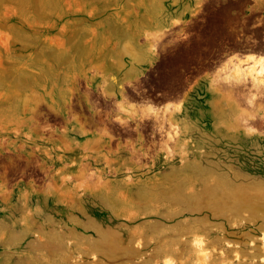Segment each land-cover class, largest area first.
I'll return each instance as SVG.
<instances>
[{"label": "rangeland", "instance_id": "1", "mask_svg": "<svg viewBox=\"0 0 264 264\" xmlns=\"http://www.w3.org/2000/svg\"><path fill=\"white\" fill-rule=\"evenodd\" d=\"M139 1L0 0V264H201L200 252L212 264H264V83L237 65L264 66L247 55L211 62L213 86L202 81L168 108L137 93L145 80L170 87L172 50L197 37L200 60L264 53V0H194L146 34L165 69L151 60L146 76H119L108 59L132 61L124 48L135 45L114 42L127 30L77 25L139 22ZM214 99L242 131L191 140L176 115L199 102L213 132ZM71 142L83 150L68 152Z\"/></svg>", "mask_w": 264, "mask_h": 264}, {"label": "crops", "instance_id": "2", "mask_svg": "<svg viewBox=\"0 0 264 264\" xmlns=\"http://www.w3.org/2000/svg\"><path fill=\"white\" fill-rule=\"evenodd\" d=\"M139 11H140V20L139 22L135 21H127L126 23L110 21L112 16H106L102 20L98 21H86L81 22L80 25H77L78 28L81 29H89V28H102V27H117L124 28L127 30L126 37L123 40L114 41L116 45H135L133 48V53L129 50H125V53L131 56V62L129 64H123V62H119L120 59L118 57H113L108 59V61H112L113 71L119 76H146L144 72H146L148 67H145L147 63L151 60H160L162 63V68L165 69L164 62L166 52L165 50H161L160 56H153L152 52L148 50V41L145 39L146 34L151 30L164 29L169 27L171 21L174 17L183 18L187 13L191 11L194 7V0H140ZM87 12V11H85ZM103 11H94L92 14L88 12V15H92L93 17ZM113 23V24H112ZM169 25V26H168ZM65 27H71V24L66 25ZM214 29H216L215 33H221V25L219 22H216L213 25ZM111 37V36H110ZM86 40V39H85ZM111 41V40H110ZM195 42L191 47L189 46H180L177 50H172L171 54H175L172 59V64H167L171 71V75L174 78V83L178 81H182L184 77V72L188 70L190 62L193 60L194 62L199 59V57L204 53L205 45L202 43L199 37L194 40ZM216 41V40H215ZM217 42V41H216ZM176 51V52H175ZM251 54L253 52L243 51L242 49L234 50L228 52L220 53L219 57V65L221 66L225 63L229 57L237 56L239 58H244V56ZM192 56V57H191ZM167 62V61H166ZM122 63V64H121ZM216 66V64H213ZM215 70H207L200 71L195 73L190 83H181V91L184 93L194 92L196 87L202 82L207 81L213 86V78L216 72ZM183 85V86H182ZM213 93L221 92L220 89L212 88L210 89ZM173 96H167L163 98L162 102L159 104L160 106H165L168 101L172 102ZM199 102H193V107H185L183 112L176 115V121L181 126L182 131L185 135L192 136V139L196 140H211V139H225L220 136V131H233L238 132L242 131V128L239 126L237 122V112L233 110V114L235 116L234 122L230 123L226 120L227 106L226 103L220 99H214L209 101L207 113L213 118L212 125L214 126V131H205L203 128L204 121L202 120L206 116L205 108H201L198 104ZM196 105V106H195ZM198 106V107H197ZM187 109V110H186ZM232 111V110H231ZM231 113V114H232Z\"/></svg>", "mask_w": 264, "mask_h": 264}, {"label": "flooded vegetation", "instance_id": "3", "mask_svg": "<svg viewBox=\"0 0 264 264\" xmlns=\"http://www.w3.org/2000/svg\"><path fill=\"white\" fill-rule=\"evenodd\" d=\"M260 53H262V52H260ZM201 60H200V58L198 60H196L195 62L192 60L190 62L188 70H186L184 72L183 80L178 81L176 83H173L172 85H170V87L167 86L165 89H163V88L159 89L157 87L155 88L153 85L149 84L147 80H145L142 83L144 86L139 91H137L138 95L140 97L155 98L156 102H159V103H161L163 98H165L167 96H173V97L180 96L183 93L181 91L180 82L185 83V84L190 83V81L192 80L195 73L200 72V71H204L206 68H208L210 66L211 62L215 63L219 59L218 58L210 59L209 57H204ZM63 97L66 98L67 94L64 93ZM169 103H171V102L168 101L166 103V105ZM176 104L179 105L180 103H176ZM34 114H36L35 111H34ZM158 130H160V126H159ZM123 131H124V129L122 130V132ZM67 134H68V132H66V133L64 132L63 135H67ZM47 142L54 144L56 142V139L49 137ZM66 149H68V152H81L83 150L81 146H73V142L69 143L68 146L66 147ZM65 156H67V154H65Z\"/></svg>", "mask_w": 264, "mask_h": 264}, {"label": "bare ground", "instance_id": "4", "mask_svg": "<svg viewBox=\"0 0 264 264\" xmlns=\"http://www.w3.org/2000/svg\"><path fill=\"white\" fill-rule=\"evenodd\" d=\"M154 50V49H153ZM248 54V53H247ZM249 58H252V59H256L255 60V62H259L262 66H264V53H260V52H253V53H251V54H248L247 55ZM236 56L234 55V58H235ZM240 57V56H239ZM239 57H236V59L238 58L239 59ZM246 56H244V58H245ZM244 58H242L241 57V59L239 60V62L240 61H242V59H243V61L245 60ZM232 59V58H231ZM230 59V60H231ZM237 59V60H238ZM229 60V61H230ZM234 63V62H233ZM252 69H254L252 66L250 67V68H245V67H242V66H240V64L238 63V65H237V70L240 72V74L242 73L243 74V76H244V79L245 80H247V79H251V81H253L254 82V84L255 85H261V84H263L264 83V70L263 69H261V70H258V71H253ZM247 82V81H246ZM244 83V82H243ZM264 90V89H263ZM235 92V91H234ZM250 95H252V94H250ZM170 106V103L169 104H167V106H166V108H168ZM177 107V106H176ZM150 108H152L153 110L154 109H156L154 106H152V105H150ZM175 108V107H174ZM181 107H180V105H178V107L176 108V109H180ZM169 109H171V108H169ZM158 115V114H157ZM162 130H164V126L161 124L160 125V130L159 131H162ZM178 133V130H175L174 131V133H171V132H167L166 134H167V139H166V141H165V146L167 147V149H169L170 150V148H169V146H168V141H172V140H175L174 139V136L176 135ZM179 136H181V135H179ZM191 140H193V139H191ZM171 152V151H170ZM87 153V152H86ZM88 154V153H87ZM172 154V153H171ZM140 156V155H139ZM160 156V155H159ZM203 157V156H202ZM148 159V158H147ZM155 159V158H154ZM126 160V159H125ZM156 160V159H155ZM157 161H158V159H157ZM172 161V160H171ZM125 163V162H124ZM143 163V162H142ZM155 163V162H154ZM172 163V162H171ZM159 164H160V162H159ZM165 164V163H164ZM142 165V164H141ZM144 166V165H143ZM142 166V167H143ZM141 167V168H142ZM166 167V166H165ZM58 171V170H57ZM143 171H146V170H143ZM132 173V172H131ZM88 175V176H87ZM68 175H66V177H67ZM85 176H87V177H90L89 176V174H86ZM91 177H92V175H91ZM69 178V177H68ZM83 184V183H82ZM112 184V183H111ZM198 246L200 247L201 246V243L200 242H198ZM198 259H199V261L201 262V264H212L211 263V260L210 259H206V255H205V253H203V252H200L199 254H198Z\"/></svg>", "mask_w": 264, "mask_h": 264}]
</instances>
